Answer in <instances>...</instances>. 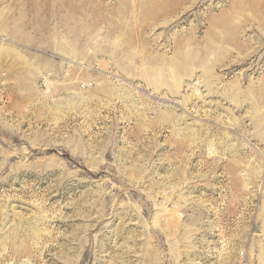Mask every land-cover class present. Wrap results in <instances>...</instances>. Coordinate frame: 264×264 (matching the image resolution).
Instances as JSON below:
<instances>
[{"label":"rangeland","instance_id":"374dc122","mask_svg":"<svg viewBox=\"0 0 264 264\" xmlns=\"http://www.w3.org/2000/svg\"><path fill=\"white\" fill-rule=\"evenodd\" d=\"M0 264H264V0H0Z\"/></svg>","mask_w":264,"mask_h":264},{"label":"built area","instance_id":"2783aa9c","mask_svg":"<svg viewBox=\"0 0 264 264\" xmlns=\"http://www.w3.org/2000/svg\"><path fill=\"white\" fill-rule=\"evenodd\" d=\"M240 256H241V257H242V256H244V253H243V252H241V255H240Z\"/></svg>","mask_w":264,"mask_h":264}]
</instances>
